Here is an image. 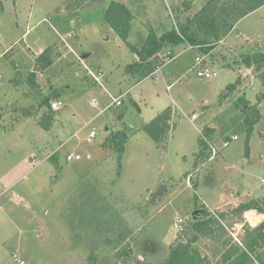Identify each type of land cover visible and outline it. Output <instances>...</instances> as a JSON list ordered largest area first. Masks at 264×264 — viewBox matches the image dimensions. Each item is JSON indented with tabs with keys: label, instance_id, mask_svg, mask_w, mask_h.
<instances>
[{
	"label": "rangeland",
	"instance_id": "1",
	"mask_svg": "<svg viewBox=\"0 0 264 264\" xmlns=\"http://www.w3.org/2000/svg\"><path fill=\"white\" fill-rule=\"evenodd\" d=\"M112 1L0 0V264H163L179 227L203 207L215 217L223 212L225 229L217 225L215 237L194 245L208 264H231L224 252L264 220L232 212L264 199V67L243 62L264 52V5L239 19L250 0H116L133 14L129 42L139 49L151 33L162 40L187 22L206 42L163 40L142 62L106 21ZM203 8L213 27H198ZM47 48L53 64L37 69ZM198 54L217 70L214 78L198 77L193 66L175 72ZM167 56L176 58L166 63ZM159 66L170 89L161 73L149 76ZM97 69L104 86L91 77ZM125 91L123 105L100 112ZM258 97L263 118L250 133L243 100L258 104ZM168 106L174 129L162 147L142 130L150 119L139 110ZM92 128L97 136L89 140ZM69 152L82 159L67 161Z\"/></svg>",
	"mask_w": 264,
	"mask_h": 264
},
{
	"label": "trees",
	"instance_id": "2",
	"mask_svg": "<svg viewBox=\"0 0 264 264\" xmlns=\"http://www.w3.org/2000/svg\"><path fill=\"white\" fill-rule=\"evenodd\" d=\"M263 5L264 0H250L248 8L242 12L239 19ZM207 11V8L200 10L198 18H200L201 23L198 24V27H201L206 22H209V27H213V24H215V19L212 17L213 14L211 16L205 15ZM132 20L133 14L124 2L114 0L109 4L106 10L107 23L115 29L119 37L132 48V50L137 54V56H139V59L142 62L148 61L149 59L151 60L157 55V53L162 49L161 41L163 40H168V43L176 45L182 40V37H185L192 45L202 46L206 43L205 41L196 40L194 34L189 31V22H187L180 25V33L172 31L170 37L167 38L165 36L162 38V40H159L156 34L151 33L148 36L146 43L142 48L139 49L129 42L132 29ZM222 23L223 26H228V16L222 18ZM215 35L216 38H219L218 34ZM204 51H208L207 48H204ZM53 61V49L47 48L37 56L35 61L36 68L42 70L47 69L53 64ZM243 62L247 67L256 66L257 69H261L264 67V52L248 54L243 58ZM135 67L138 68V66ZM130 69L131 67H129V70ZM144 71H146L148 75L149 69L147 67H144ZM261 79L264 85V70L261 72ZM258 98V104H249L248 100H243L244 119L247 123L250 133L253 131L255 125L263 118V114L259 108V103L261 102L260 100L262 98ZM42 103L43 105H49V108H51L48 98H44ZM23 111L30 113L28 108H24ZM47 113L48 114L45 116L44 122L42 124L45 130L50 129L52 121V114H49V112ZM172 116L173 108L168 106L159 112L149 122L145 123L142 126V130H144L159 145L165 147L170 133L174 129V126L171 123ZM208 131L210 132L211 129L205 127L206 134H208ZM200 141L201 145L205 146V148L201 150V153H203V155H201L207 156L208 154H204V151L207 148V143L204 142L203 139ZM122 148L123 146L121 144L120 149ZM247 151L250 152L248 147ZM250 210H255L260 214L264 213V199L260 201L258 199L242 202L237 207H234L232 212L242 215L243 213ZM201 214V216H198L196 219L192 220V222L187 227L183 226V228L178 231L176 237L177 242L170 245L169 253L163 264L209 263L208 258L203 256L200 250L196 248L194 244L200 239L201 236L211 235L215 237V228L217 225L221 226L222 229H225L221 224V220L225 219L226 216L222 212L215 217L211 214L207 207H203ZM252 214L254 213H251V215ZM222 258L224 263L230 262L231 264H255L257 261L260 264H264V220L257 226L253 227L249 225L247 234L245 235V238H243L242 244H231L230 248L224 252Z\"/></svg>",
	"mask_w": 264,
	"mask_h": 264
},
{
	"label": "built area",
	"instance_id": "3",
	"mask_svg": "<svg viewBox=\"0 0 264 264\" xmlns=\"http://www.w3.org/2000/svg\"><path fill=\"white\" fill-rule=\"evenodd\" d=\"M0 38H2V34L0 33ZM189 48H192V45L189 46ZM176 57L174 56H167L166 58V63L172 62ZM207 56L206 55H201L198 54L195 59H194V64L193 67L195 68L196 71V75L200 78L203 79H212L217 75V70H214L210 67V63L207 61ZM165 65V64H163ZM90 69V68H87ZM162 66L157 67V69L155 70V72L153 71L149 76H153L154 73L158 74V73H162ZM91 77L92 79L95 81V83H98L101 86H104V82H105V75L104 72L101 69H97L96 71H92L91 70ZM171 86L168 85L167 89H170ZM127 92H124L118 96H114L113 101L110 102L107 106H105V108H103L100 112H104L106 109L113 107V106H121L123 105V96L124 94H126ZM94 105L99 104L98 100H93L92 102ZM54 108H57V104L54 103ZM193 119L196 118V114L193 115L192 117ZM91 124V122H87L84 124L83 128L85 129V127H89ZM97 136V130L96 128H92L88 134V139L92 140L94 138H96ZM235 139L237 138V136L234 137ZM229 142H225L224 143V147L228 146ZM212 151H213V157L216 155L217 152V148L216 147H212ZM82 159V155L79 152H69L66 154V160L67 161H78ZM264 181V179H263ZM180 229H182V225L179 227ZM20 264H25L24 261L19 260ZM255 264H260L257 261L255 262Z\"/></svg>",
	"mask_w": 264,
	"mask_h": 264
},
{
	"label": "crops",
	"instance_id": "4",
	"mask_svg": "<svg viewBox=\"0 0 264 264\" xmlns=\"http://www.w3.org/2000/svg\"><path fill=\"white\" fill-rule=\"evenodd\" d=\"M117 37H119L118 36V34H117ZM120 38V37H119ZM121 39V38H120ZM129 47V46H128ZM134 54V53H133ZM136 57V55L134 56V58ZM196 57V56H195ZM186 63H183V65L182 64H179L178 66H176V68H175V72H177V73H179V74H181L182 75V73L183 72H186V73H188V71H191L190 69H191V66H193V64H194V60H193V58L192 59H190V62L189 61H185ZM102 70V69H101ZM103 71V70H102ZM104 72V71H103ZM180 75V77H182ZM156 79L158 78L157 76L155 77ZM160 78L163 80V82H165V83H167V87H168V80L169 79H163V77H162V73H161V75H160ZM176 78V77H175ZM179 78V77H178ZM178 78L177 79H175L173 82L174 83H176L177 82V80H178ZM142 81V80H141ZM141 81H139L138 82V84L141 82ZM234 82H235V80H234ZM234 82H232L231 84H233ZM69 87V86H68ZM69 90V89H68ZM125 92H127V91H125ZM124 93V92H123ZM122 94V93H121ZM245 100H247V99H245ZM249 101V100H248ZM261 105V104H260ZM260 105H259V108H260ZM17 108L19 109V110H23L24 108H26V107H24V106H17ZM60 108V107H59ZM261 110V109H260ZM162 110H147V111H144L143 109H142V107H140V110H139V113H140V115L142 116V118H145L144 117V112H148L149 113V119L151 120L152 118H154L159 112H161ZM262 112V111H261ZM262 114H263V112H262ZM149 120V121H150ZM146 123H147V121H145ZM145 123H142V125H144ZM205 127H207V128H209V126H205ZM210 129H212V128H210ZM236 205V204H235ZM236 207V206H235ZM251 212H254L255 213V215L256 214H258V212L257 211H255V210H250V211H247V212H245L246 214H248V213H251ZM245 213H243V215L245 214ZM259 215L261 216V217H264V213H259Z\"/></svg>",
	"mask_w": 264,
	"mask_h": 264
},
{
	"label": "water",
	"instance_id": "5",
	"mask_svg": "<svg viewBox=\"0 0 264 264\" xmlns=\"http://www.w3.org/2000/svg\"><path fill=\"white\" fill-rule=\"evenodd\" d=\"M164 186H165V184H164ZM163 191V189H161L158 193H161ZM197 212H199V211H197ZM197 216V215H196Z\"/></svg>",
	"mask_w": 264,
	"mask_h": 264
}]
</instances>
